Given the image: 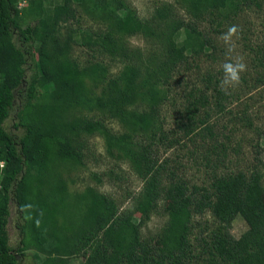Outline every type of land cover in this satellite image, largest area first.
Returning a JSON list of instances; mask_svg holds the SVG:
<instances>
[{"label": "trees", "instance_id": "obj_1", "mask_svg": "<svg viewBox=\"0 0 264 264\" xmlns=\"http://www.w3.org/2000/svg\"><path fill=\"white\" fill-rule=\"evenodd\" d=\"M18 1L0 0V264H22L27 237L46 254L41 264H68L67 257L80 252L81 264H191L198 257L189 241L191 220L207 212L217 227L201 240L199 254L208 255L206 264H264V188L258 169L249 176L216 175L209 188L190 187L173 172L166 179L165 163L158 156L159 147L168 143L158 123L165 85L188 56L212 46L202 24L211 21V30L217 32L244 6L261 8L264 0H177L183 16L164 5L147 21L121 1L89 0L105 31L77 35L76 29H68L64 39L58 37L59 27L77 23L72 0H22L21 8ZM82 1L84 5L88 0ZM136 34L156 40L162 51L131 61L120 39ZM72 44L123 64L101 95L92 93L87 82L105 83L107 67L91 63L80 68L69 57ZM257 62L264 66V57ZM17 94L21 103L13 128L22 129L19 136L5 127ZM40 100L48 102L28 119L26 112ZM141 103L146 105L143 111L128 110ZM79 106L117 118L127 132L114 137L98 121H65V113ZM189 119L194 120L191 112ZM78 132L103 136L110 155L116 149V157L132 162L143 187L131 212L119 211L112 200L91 189L68 203L60 196L61 182L53 185L58 202L42 196L45 182L55 177V168L46 165L50 158L57 166L81 164V150L73 146ZM12 199L25 215L17 251L7 231ZM78 200L86 206L81 217L74 211L80 207ZM161 201L167 222L159 235L142 240L139 228ZM237 216L247 230L236 239L229 230Z\"/></svg>", "mask_w": 264, "mask_h": 264}, {"label": "rangeland", "instance_id": "obj_2", "mask_svg": "<svg viewBox=\"0 0 264 264\" xmlns=\"http://www.w3.org/2000/svg\"><path fill=\"white\" fill-rule=\"evenodd\" d=\"M117 1L134 9L137 16L144 21L150 20L156 9L164 5H171L179 16L184 14V11L179 9L177 0ZM17 5L21 8L25 2L19 0ZM72 5L77 13V23L72 22V27L58 26L60 39L66 37L68 29H76L77 35L78 32L105 31L106 24L98 18L97 13L91 12L89 0L84 5L82 0H72ZM214 25L208 20L201 28L211 37L212 46L199 56H188L187 61L174 70L165 85L167 97L161 105L158 123L168 138V143L159 147V162L165 163L166 179L169 180L170 173L173 172L177 179L185 181L190 187L206 188L211 186L216 175L242 172L249 176L257 168L262 175L261 183L264 188V66L257 62V57H264V2L261 8L244 6L217 32L211 30ZM232 25L238 27V33L237 37L233 38L234 50L228 53L227 45L221 36ZM120 41L128 50L129 59L133 62H140L148 55H158L162 51L159 42L141 34L124 37ZM69 57L80 68L91 63L107 67L105 83L91 86V82H87V87L89 86L96 95L102 94L107 80L117 76L123 66L118 60L78 44L71 45ZM237 57L244 58L247 70L241 75L239 86L224 89L220 85L223 78L222 65ZM20 101V95L17 94L10 117L5 123L6 130L17 136L22 134V129H14L13 124L16 122L15 111ZM46 102L48 100L43 103L40 100L41 104H34V107H30L26 112V117L35 118V113L44 109ZM135 108L143 111L146 105L136 104L128 110ZM190 112L194 115V120L189 119ZM64 117L67 122H73L75 119L101 122L114 137L127 132L117 118L91 107L70 108ZM78 134L73 137V146L81 150V164L61 163L57 166L58 162L50 158L51 161H47L46 165L48 169L55 168V177L52 176L51 180L45 182L41 190L42 196H46L49 202H58L57 198L62 195L66 202L72 203L91 189L112 200L119 211L131 212L134 198L143 187L141 177L136 173L132 162L128 158L116 157L119 154L116 149L110 155L103 136L81 132ZM57 182L62 184L60 196L53 193V185ZM78 201L80 207L78 210L74 208V211L81 217L86 206L82 205L81 200ZM163 208L161 201L150 219L140 226L142 240L159 235L162 231L167 222ZM43 215H46V210ZM57 220L62 221L61 217H57ZM29 221L31 224V219ZM24 223L25 215L20 214L17 202L12 199L7 231L9 244L14 251L21 247L20 229ZM216 227L217 223L209 212L192 218L189 241L198 257L191 264H206L208 255L199 254L202 251L201 240L208 239L210 232ZM246 230L247 225L237 216L229 231L237 239ZM26 240L27 248L22 252V259L19 258L21 263H43L46 254L37 249L28 237ZM80 253L67 257V263L81 264L83 254Z\"/></svg>", "mask_w": 264, "mask_h": 264}, {"label": "clouds", "instance_id": "obj_3", "mask_svg": "<svg viewBox=\"0 0 264 264\" xmlns=\"http://www.w3.org/2000/svg\"><path fill=\"white\" fill-rule=\"evenodd\" d=\"M238 27L232 25L227 32L222 34L221 39L227 45L228 53H232L235 47L234 37H237ZM247 70V65L243 57H237L235 60H229L223 63V78L220 81L222 88L237 87L241 83V75ZM2 166V165H0Z\"/></svg>", "mask_w": 264, "mask_h": 264}]
</instances>
